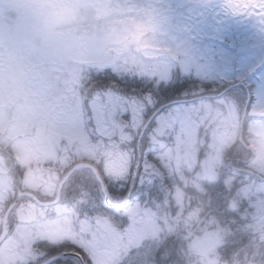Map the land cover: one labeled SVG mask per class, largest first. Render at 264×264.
<instances>
[{"label":"rangeland","instance_id":"obj_1","mask_svg":"<svg viewBox=\"0 0 264 264\" xmlns=\"http://www.w3.org/2000/svg\"><path fill=\"white\" fill-rule=\"evenodd\" d=\"M109 50L114 53L113 69L123 62L130 77L138 72L137 76L162 86L171 82L178 69L181 79L187 78L183 96L197 98L245 83L253 95L248 113L262 119L247 129V143L264 167V0H0V146L8 145L15 155L14 164L21 166L26 188L44 183L45 191L55 190L57 181H48L50 172L44 175L38 167L64 154L61 140L70 147L80 146L72 152L91 155L95 151L97 136L85 126L76 74L85 72L80 67L87 61L107 59ZM151 96L145 94L144 99L150 102ZM145 100L128 98L126 109L145 113ZM244 101L237 87L215 103L197 99L191 103L198 104L171 107L158 118L155 132L169 139L160 157L168 162L173 157L177 176L185 184L198 188L197 181L218 180L217 166L226 154L223 140L211 145L203 172L194 177L186 147L195 144V130L206 121L215 126L213 130L208 126L207 133L221 132L224 139L234 140ZM120 104L119 97L110 93L91 100L96 135L108 137L115 130L127 139L125 128L133 119L124 124L115 120ZM108 156V170L123 175V157ZM57 165L55 160L53 166ZM12 190L10 184L3 186L0 177V233ZM178 192L175 215L183 207ZM259 194L262 205L264 189ZM25 203L24 213L11 210L8 216L9 235L0 245V264L23 260L41 240L56 244L69 240L93 264H113L146 239L162 241L169 229L161 206L129 205L122 212L127 222L120 231L101 219H77L59 206L46 219L44 211ZM256 220L257 227L264 225V211ZM189 239L192 253L207 258L219 234H192ZM196 262L204 264L201 258Z\"/></svg>","mask_w":264,"mask_h":264},{"label":"trees","instance_id":"obj_2","mask_svg":"<svg viewBox=\"0 0 264 264\" xmlns=\"http://www.w3.org/2000/svg\"><path fill=\"white\" fill-rule=\"evenodd\" d=\"M78 26L82 27L81 24ZM80 68L85 72L78 74L77 88L81 94L82 108L85 112V126L88 130H92L90 131L92 135L97 136L96 144L93 146L95 151L91 155L85 151L72 152V148L80 146L70 147L69 143L61 140L60 146L65 151L58 157L65 159L63 161L59 158L48 159L38 168L44 175L46 171L50 172L47 180L54 183L58 182L75 163H90L98 169L110 203L114 205H105L100 184L93 173L89 170H80L75 172L65 183L61 198L56 205L49 208L38 207L30 199L23 198L13 212L24 213V201L25 205L33 204L36 209L44 211V218L50 219L55 215L53 210L59 206L61 209L71 211L77 219L90 221L101 219L121 231L127 222V217L123 216L122 212L129 205L139 204L146 209L161 206L166 210L165 217L168 220L167 225H169L165 238L158 242L146 239L140 246L131 247L128 250L129 253L116 259L113 264H200L196 262L197 258H201L204 264H264V225L257 227V220L255 221L257 215L264 211V202L260 205V198H257L260 196L258 193L264 189V167L257 155L252 161H243L250 157V152L245 151L238 141L239 125L235 128L234 140L228 136L227 140L224 139L221 132H212L215 126H210L208 121L197 127L195 144L186 147L187 157H192L193 160L192 177L195 173L203 172V163L210 157L213 143L218 144L222 139L225 144L223 147L226 150V154L222 156L217 166L218 180L197 181L199 182L197 188L191 183L185 184L177 176L173 157L171 162L160 157L164 153V145L166 147V142L169 139L166 135H159L155 132L159 130L157 120L160 116L166 115L167 110L171 107L163 109L155 116L143 135L140 145V165L130 189L136 161V140L142 125L162 104L175 99L195 96H190L187 93L183 96L185 90L183 85L186 86L187 78L181 79L178 69L174 73L172 83L162 86L163 84H156L148 78L137 76L138 72L130 77L131 71L126 69L123 62L115 69L108 71L91 70L90 73L86 68ZM104 93L118 96L121 101L114 112V118L119 124L130 123L133 119V123L125 128L128 133L127 139L120 138L115 130L108 137L94 133L90 103L97 94L103 95ZM145 94L153 96H151L150 102L144 99ZM242 94L245 99L243 91ZM200 95L198 96L200 97ZM128 98L145 100L146 112L140 113V110L135 113L129 112L125 105ZM199 99L201 100V98ZM217 100L204 98V102L209 103H215ZM177 106H184V104ZM240 114L241 111L238 112V118ZM197 115H202V112ZM255 120H257L256 116L248 113L243 127V139L246 142H248L247 129H250V125ZM208 126L212 127L210 133H207ZM116 153L123 157L125 163L126 170L121 176L110 172L107 167L111 160L108 155ZM243 153H246V156ZM55 160H58L57 166H53ZM14 163L15 155L11 152L10 147L8 145L0 146V165L2 167L0 177H2L3 186L10 184L11 190L15 188L12 190L11 200L6 203L7 205L15 199L17 189L30 191L40 200L54 198L55 190L45 191L44 183L38 188H26L21 166H16ZM245 169L251 170L260 177L245 171ZM50 170H54V172ZM186 173L189 174V171ZM188 174L185 175L188 177ZM245 190L248 191L247 196H244ZM178 191L183 199V207L175 215V196ZM216 232L219 234V240L212 246L207 258L192 253L189 245L193 240L189 239V236L191 237L193 234V237H198ZM66 252L78 253L83 258L84 264H93L90 256L76 248L69 240L57 244L41 240L27 250L23 260L11 262V264H39L51 256ZM49 264L80 263L74 258H60Z\"/></svg>","mask_w":264,"mask_h":264},{"label":"water","instance_id":"obj_3","mask_svg":"<svg viewBox=\"0 0 264 264\" xmlns=\"http://www.w3.org/2000/svg\"><path fill=\"white\" fill-rule=\"evenodd\" d=\"M112 55H113V51L110 50L108 52V58H111ZM87 66L92 67V68H96V69H108V68H110L112 66V62L109 61V60L108 61H95V62L87 63ZM237 86H242L245 89V91H246V101H245V104H244L243 113H242L241 120H240L241 132H240V135H239V140L242 141V128H243L242 126H243L244 118H245V116L247 114V108H248V105H249V102H250V92H249L248 88L246 87V85L244 83H242V82L235 83V84H233L231 86H228L227 88H225L223 91H221L217 95H210V97L211 96L212 97H214V96H222L229 89H231L233 87H237ZM180 101H184V100H180ZM176 102H179V101H173V102H171L169 104L176 103ZM165 106H167V104L162 106V107H160L159 109H157L151 115V117L146 121V123L141 128L140 133H139V135L137 137V141H136L137 158H136V163H135V167H134V171H133V176H132V179H131V187H132V185L134 183V180L136 178V175H137V172H138V168H139V163H140V143H141V139L143 137V134L145 133V130L147 129V127H148L149 123L151 122V120L153 119V117ZM244 146L247 149L252 150V152L254 151L252 146H246L245 144H244ZM81 169H88V170H90L93 173L95 179L100 184L101 191H102V193L104 195L105 203L109 204V195H108V193L106 191V188L104 186V182H103V180L101 179V177H100V175L98 173V170L92 164H89V163H82V162L76 163L59 180V182H58V184L56 186V190H55V197H54V199L52 201L43 202V201H40L35 195H33L30 192H21L19 189L17 190L16 198L7 207V209L4 212L3 217H2V230H1V233H0V244L5 239V237L7 235V232H8V216H9L11 210L18 204V202L23 197L31 198L39 206H52V205H55L60 200L61 192H62V188H63L64 184L67 182V180L71 177V175L74 172L79 171ZM131 187H130V189H131ZM63 257H74V258H77V259H79L80 263L83 264V260L80 258V256L77 255V254H73V253L57 254V255H54L51 258L43 261L40 264H48L49 262H51L53 260H56V259H59V258H63Z\"/></svg>","mask_w":264,"mask_h":264},{"label":"bare ground","instance_id":"obj_4","mask_svg":"<svg viewBox=\"0 0 264 264\" xmlns=\"http://www.w3.org/2000/svg\"><path fill=\"white\" fill-rule=\"evenodd\" d=\"M176 107V106H175Z\"/></svg>","mask_w":264,"mask_h":264}]
</instances>
